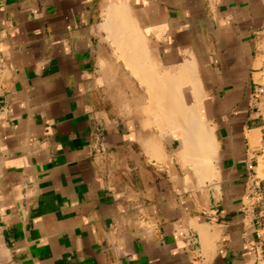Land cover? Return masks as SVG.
Wrapping results in <instances>:
<instances>
[{"label": "crops", "instance_id": "crops-1", "mask_svg": "<svg viewBox=\"0 0 264 264\" xmlns=\"http://www.w3.org/2000/svg\"><path fill=\"white\" fill-rule=\"evenodd\" d=\"M121 2L0 0V264H264V0H126L139 66L194 61L202 184L103 26Z\"/></svg>", "mask_w": 264, "mask_h": 264}, {"label": "bare ground", "instance_id": "bare-ground-1", "mask_svg": "<svg viewBox=\"0 0 264 264\" xmlns=\"http://www.w3.org/2000/svg\"><path fill=\"white\" fill-rule=\"evenodd\" d=\"M127 7L126 0L107 5L103 16L105 17L104 24H102L105 29L110 30L115 43L117 42V45L126 48L124 54L129 61L126 63L138 70L140 83L141 81L144 82L153 90H150V93L152 92L150 99L153 98L151 99L152 102L150 100L151 107L148 108L150 113L153 110L154 113L152 112V114L160 116V120L165 124L168 122H172L173 125L176 124L172 127H176V133L181 136V144L177 152L179 160H189V169L197 177L199 184L207 179L211 180L217 174L213 163L216 158L217 142L213 126L208 125L198 113L197 103L203 96V92L194 61L184 59L174 71H167L162 75L155 72L151 62L146 63L145 68L139 66V59H142L139 56L144 54L147 46L145 47L142 32ZM183 86H190L194 96V101L189 105L183 101ZM142 110L145 111V109ZM157 122L160 123V121ZM162 122L160 124H164ZM161 127L160 129L163 128ZM153 142L151 141L152 146L158 147L157 141L154 142L156 146L153 145Z\"/></svg>", "mask_w": 264, "mask_h": 264}, {"label": "rangeland", "instance_id": "rangeland-1", "mask_svg": "<svg viewBox=\"0 0 264 264\" xmlns=\"http://www.w3.org/2000/svg\"><path fill=\"white\" fill-rule=\"evenodd\" d=\"M261 59L262 60H264V55L261 57ZM259 64V63H258ZM137 72H135V73H132V75L133 76H135V77H137L138 78V76L140 75L139 73H137ZM164 73V71L161 73V75ZM257 76V75H256ZM263 81H264V78H263ZM143 83V82H142ZM145 84V83H144ZM146 85V84H145ZM147 86V85H146ZM150 90L151 91H153L151 88H149L148 86H147V88H146V93H147V111H149L148 113H150V110H148V108H150L151 107V102H152V100L151 99H153V98H151L150 99V96L152 95V92L150 93ZM151 94V95H150ZM150 100H151V102H150ZM153 112V110H151V113ZM154 113V112H153ZM153 117V116H152ZM153 119L154 120H158V119H160V116H154L153 117ZM206 120V119H205ZM206 123L209 125V123L206 121ZM189 171L192 173V170L191 169H189ZM192 175H194L193 173H192Z\"/></svg>", "mask_w": 264, "mask_h": 264}]
</instances>
